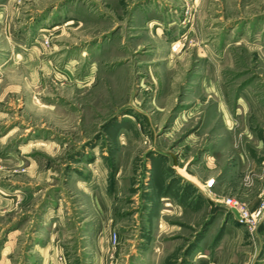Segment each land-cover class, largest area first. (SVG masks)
Segmentation results:
<instances>
[{
    "label": "rangeland",
    "instance_id": "374dc122",
    "mask_svg": "<svg viewBox=\"0 0 264 264\" xmlns=\"http://www.w3.org/2000/svg\"><path fill=\"white\" fill-rule=\"evenodd\" d=\"M211 198L264 201V0H0V262L196 264Z\"/></svg>",
    "mask_w": 264,
    "mask_h": 264
},
{
    "label": "crops",
    "instance_id": "0c3cea01",
    "mask_svg": "<svg viewBox=\"0 0 264 264\" xmlns=\"http://www.w3.org/2000/svg\"><path fill=\"white\" fill-rule=\"evenodd\" d=\"M180 170V171H179ZM176 170L177 176H174V179H177L179 177L184 181L181 182V184H178L177 191L180 192L181 197H179L177 194L173 196H178V197H173L172 195H162L160 197V201L164 203V205L168 208L169 212H164L161 211L160 215L163 216V218L160 219V226H163L164 231H169L174 224H170L169 221L167 223L165 217L169 215H175V213H178L177 216L181 217L184 214L183 210V196H186V191H193V193L190 195V200L193 199H198L197 203L195 204L196 207H198V204L201 203V196H199V193L204 194L203 186L205 185L204 183L200 182L197 178H192V177H187L186 174H184V171L179 169ZM172 184V183H171ZM189 185L188 188H186ZM170 187V184H169ZM175 190V188H174ZM186 190V191H185ZM175 192V191H174ZM16 195V194H14ZM33 194L30 196L32 197ZM198 195V196H197ZM28 195V197H30ZM35 196V193L34 195ZM197 196V197H196ZM177 198V199H176ZM179 198V199H178ZM23 201L24 203L26 202L27 195L23 196ZM183 199V200H182ZM179 200V201H177ZM160 203V202H159ZM211 204V203H210ZM213 204H211L212 207ZM172 213V214H171ZM232 215V214H231ZM232 221L225 219L224 224L221 226L223 229L222 235L219 237V242L215 245L214 250H212V253H205L203 254L202 252H199V254L195 255V259L193 260L194 263L198 264H219L221 262L222 256L226 253L229 255V251L227 250V244L229 243L228 241L235 240L238 242L240 245L239 247L241 248L240 253L242 254H237L236 251V259L233 260L234 264H262L264 262V228L261 227L259 230V234H257L255 237H252L250 240L249 238V233L247 229L238 224L236 221V217L232 215ZM55 227L57 228L56 223H58L57 220L53 221ZM166 228V229H165ZM172 231V230H171ZM63 234V229L59 228L57 235L61 236ZM56 235V236H57ZM103 235L98 236V240L100 245L103 246L104 244V239L102 238ZM257 240V241H256ZM242 244L246 245V248L242 247ZM197 246V245H196ZM196 249H198L196 247ZM154 250H160V249H154ZM263 252V253H262ZM40 253H42V263L40 264H67V262L63 261L62 258H60V255L64 253L62 247H60V244H49V245H43L40 248ZM135 253V252H134ZM133 253V254H134ZM137 258L139 256V253L136 252ZM135 256V255H134ZM244 256V257H242ZM259 256V260L257 257ZM255 257V258H254ZM60 258V259H59ZM250 259V261H247V259ZM252 259H254L252 261ZM257 261V262H256ZM3 263V260L0 262V264ZM232 263V260L231 262ZM229 263V264H230ZM4 264V263H3Z\"/></svg>",
    "mask_w": 264,
    "mask_h": 264
},
{
    "label": "built area",
    "instance_id": "2783aa9c",
    "mask_svg": "<svg viewBox=\"0 0 264 264\" xmlns=\"http://www.w3.org/2000/svg\"><path fill=\"white\" fill-rule=\"evenodd\" d=\"M213 184V180L208 181L205 183L203 186V190L205 191V188H211ZM214 208L216 211H224L228 214H232L236 217L235 213L233 210H236L238 213V218L236 217V221L238 224L242 226H246L250 232H254L256 230L261 222H264V201L259 207L258 210L251 212L249 208H247L245 205L242 203H239L237 200L233 198H224L222 200L218 199H212ZM117 238L118 236H114V243H117Z\"/></svg>",
    "mask_w": 264,
    "mask_h": 264
},
{
    "label": "water",
    "instance_id": "95a60500",
    "mask_svg": "<svg viewBox=\"0 0 264 264\" xmlns=\"http://www.w3.org/2000/svg\"><path fill=\"white\" fill-rule=\"evenodd\" d=\"M233 211H234L236 217L238 218L239 215H238L237 211L236 210H233Z\"/></svg>",
    "mask_w": 264,
    "mask_h": 264
}]
</instances>
